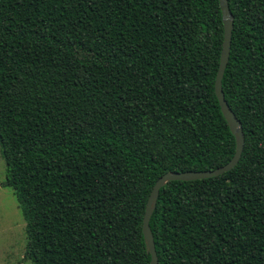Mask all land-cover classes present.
I'll return each instance as SVG.
<instances>
[{
	"label": "trees",
	"instance_id": "1",
	"mask_svg": "<svg viewBox=\"0 0 264 264\" xmlns=\"http://www.w3.org/2000/svg\"><path fill=\"white\" fill-rule=\"evenodd\" d=\"M223 99L242 151L170 181L157 264H264V0H226ZM217 0H0V157L31 264H149L165 173L216 169L234 138L213 91Z\"/></svg>",
	"mask_w": 264,
	"mask_h": 264
},
{
	"label": "water",
	"instance_id": "2",
	"mask_svg": "<svg viewBox=\"0 0 264 264\" xmlns=\"http://www.w3.org/2000/svg\"><path fill=\"white\" fill-rule=\"evenodd\" d=\"M217 1L221 13L223 35H222L221 50L219 54V63L213 83V91L219 107V111L223 119L225 120L231 135L234 138V151L228 162H226L224 165L216 169L208 170V171H199V172L189 171V172H181V173H165L155 181L147 197L144 207V213L141 221V233H142L145 251L149 255V264H157V259L152 242V236L148 226V221L155 206L158 190L170 181L187 182V181L202 180V179H207L222 175L223 173H226L229 170H231L236 165L242 151L243 135L241 133L240 124L236 120V118L234 117L228 106L226 105L220 87V80L228 58L230 32L232 28V18L229 14L226 0H217Z\"/></svg>",
	"mask_w": 264,
	"mask_h": 264
},
{
	"label": "rangeland",
	"instance_id": "3",
	"mask_svg": "<svg viewBox=\"0 0 264 264\" xmlns=\"http://www.w3.org/2000/svg\"><path fill=\"white\" fill-rule=\"evenodd\" d=\"M0 157V264H31L23 260L24 222L13 191L2 187L5 178Z\"/></svg>",
	"mask_w": 264,
	"mask_h": 264
}]
</instances>
